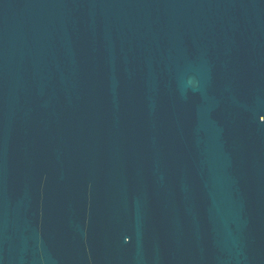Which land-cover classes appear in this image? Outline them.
<instances>
[{
	"label": "water",
	"instance_id": "1",
	"mask_svg": "<svg viewBox=\"0 0 264 264\" xmlns=\"http://www.w3.org/2000/svg\"><path fill=\"white\" fill-rule=\"evenodd\" d=\"M0 264H264V0H0Z\"/></svg>",
	"mask_w": 264,
	"mask_h": 264
}]
</instances>
